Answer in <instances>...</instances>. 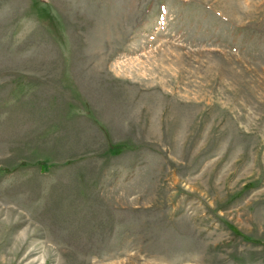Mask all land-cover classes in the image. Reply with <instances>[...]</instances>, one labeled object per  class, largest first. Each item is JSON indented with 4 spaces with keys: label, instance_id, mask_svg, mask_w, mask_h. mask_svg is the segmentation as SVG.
<instances>
[{
    "label": "rangeland",
    "instance_id": "obj_1",
    "mask_svg": "<svg viewBox=\"0 0 264 264\" xmlns=\"http://www.w3.org/2000/svg\"><path fill=\"white\" fill-rule=\"evenodd\" d=\"M0 264H264V0H0Z\"/></svg>",
    "mask_w": 264,
    "mask_h": 264
}]
</instances>
